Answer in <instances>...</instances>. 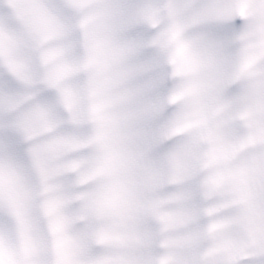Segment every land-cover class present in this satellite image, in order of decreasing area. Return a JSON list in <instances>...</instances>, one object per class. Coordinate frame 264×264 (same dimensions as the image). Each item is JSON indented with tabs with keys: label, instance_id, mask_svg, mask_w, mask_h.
<instances>
[{
	"label": "clouds",
	"instance_id": "1",
	"mask_svg": "<svg viewBox=\"0 0 264 264\" xmlns=\"http://www.w3.org/2000/svg\"><path fill=\"white\" fill-rule=\"evenodd\" d=\"M0 264H264V0H0Z\"/></svg>",
	"mask_w": 264,
	"mask_h": 264
}]
</instances>
